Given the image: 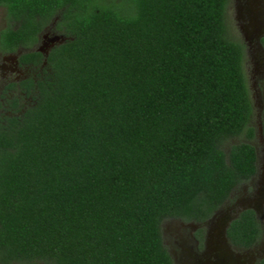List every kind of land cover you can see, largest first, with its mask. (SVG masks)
<instances>
[{
    "label": "trees",
    "instance_id": "16d2710c",
    "mask_svg": "<svg viewBox=\"0 0 264 264\" xmlns=\"http://www.w3.org/2000/svg\"><path fill=\"white\" fill-rule=\"evenodd\" d=\"M227 3L0 0V48L30 65L0 92V264H174L162 221L203 222L250 179L253 143L230 141L253 129ZM226 234L257 242L254 210Z\"/></svg>",
    "mask_w": 264,
    "mask_h": 264
},
{
    "label": "flooded vegetation",
    "instance_id": "af4514ba",
    "mask_svg": "<svg viewBox=\"0 0 264 264\" xmlns=\"http://www.w3.org/2000/svg\"><path fill=\"white\" fill-rule=\"evenodd\" d=\"M250 1L251 0H243L241 5L242 12L248 19L245 25V38L247 40L244 41V49H246L247 57H250V59L253 60L252 67L250 69L248 68V65H246L245 57L243 60L244 72L246 69L248 78L251 82L250 87H252L251 90V88L248 86L249 96L252 104L249 124L253 129V135L251 137H248L246 134L245 135L248 138H254L258 136L259 144L256 142L253 143L256 151V170L248 181L240 184V186H238L231 193L230 198L227 199L224 204L230 203L231 198H234L232 203V205H234H231L229 208L233 210L231 211L232 214L236 213L235 216H237L243 209L252 208L260 223L261 235L260 239L251 246L235 247L229 241L230 246L234 247L236 251L235 253L233 252L235 255V262L233 264H260V260L264 259V239L262 240L264 237V0H259L260 2L253 6L252 11L253 14L255 13L254 17H256V15L259 18L262 17V20H260L261 22L256 20L257 17L256 19H251L248 17L247 9ZM5 12V6L0 4V29L8 24ZM42 35L43 32L39 34L40 42ZM57 40L58 39H50L46 46L38 45V42L37 48L46 54L48 48ZM23 50H27V48L21 47L16 51H3L0 48V56L10 55L18 68L22 67L27 71V73L24 75H17L15 78L5 80L3 84H0V92H4L6 95L15 91V88L9 86L11 82H17L23 76L29 73L30 65H21L18 60V56ZM1 67L2 65L0 64V69ZM254 111H256L257 114L258 127H256L252 122V114ZM212 216H214V214ZM211 217L203 222L190 220L192 223H194L189 237L192 243L189 246H182V256L180 258L175 256V264H209L207 261L208 256H210L209 252L205 251L202 253L200 247L204 245L205 237L208 230H210L209 227L205 228V225L211 219ZM232 218H229L226 221V228ZM200 226L204 227L202 238L196 233L198 227Z\"/></svg>",
    "mask_w": 264,
    "mask_h": 264
},
{
    "label": "rangeland",
    "instance_id": "374dc122",
    "mask_svg": "<svg viewBox=\"0 0 264 264\" xmlns=\"http://www.w3.org/2000/svg\"><path fill=\"white\" fill-rule=\"evenodd\" d=\"M256 2V3H255ZM259 0H251L249 5H248V17L251 19H256L254 17L255 13L253 14V6L257 5ZM243 0H228L227 7H226V22L228 25V32L231 37L236 38L240 40L243 45L244 41L247 39L245 38V25L247 22V18L245 14L242 12V5ZM258 21L262 20V17L259 18L257 17ZM261 22V21H260ZM59 35L54 32L53 30L46 29L43 31V35L41 36V42L39 41L38 45L46 46V44L50 41V39H59ZM244 57L246 60V65H248V68L250 69L253 64V60L250 59V57H247V52L246 49H244ZM0 64L2 65L0 69V84H3L5 80L15 78V76H21L27 73L25 68L22 67H17L15 64V61L10 55L6 56H0ZM245 65V66H246ZM11 67V68H10ZM245 77H246V82L248 86H251V82L248 78L246 69H245ZM252 90V87H250ZM249 88V89H250ZM252 92V91H251ZM252 122L256 127H258V120H257V114L256 111L252 114ZM238 140H245V141H250L252 143H257L259 144L258 141V136L254 138H248L244 133L241 134L240 136L234 137L230 139V141H238ZM234 198H231L230 203H225L223 204L215 213L214 216L211 217V219L206 223V227H211L213 222L216 220V218L225 213V212H230L233 211L231 208V205L233 203ZM234 205V204H233ZM232 205V206H233ZM229 209V210H227ZM194 223H192L189 220H182L180 218H165L162 221V233H163V238H164V243L166 244L173 261L175 260V256L180 258L183 253V248L182 246H189L192 242L190 240V233L192 230V226ZM264 237L262 238V240ZM201 252L204 253L207 251L206 247V237L204 241V245L200 247ZM232 252H236L235 248L231 246ZM207 256V254H206ZM175 264V261H174Z\"/></svg>",
    "mask_w": 264,
    "mask_h": 264
},
{
    "label": "water",
    "instance_id": "95a60500",
    "mask_svg": "<svg viewBox=\"0 0 264 264\" xmlns=\"http://www.w3.org/2000/svg\"><path fill=\"white\" fill-rule=\"evenodd\" d=\"M235 215L236 213L230 212L219 215L208 230L206 247L210 254L207 258L209 264H233L235 262V255L226 235V221Z\"/></svg>",
    "mask_w": 264,
    "mask_h": 264
}]
</instances>
